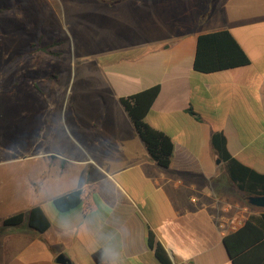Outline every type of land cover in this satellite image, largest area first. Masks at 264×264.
Returning <instances> with one entry per match:
<instances>
[{
    "label": "crops",
    "instance_id": "0c3cea01",
    "mask_svg": "<svg viewBox=\"0 0 264 264\" xmlns=\"http://www.w3.org/2000/svg\"><path fill=\"white\" fill-rule=\"evenodd\" d=\"M98 1L126 5L146 19L133 27L137 38L129 46L94 56L92 67L106 84L93 89L101 100L88 110L91 116L67 117L66 102L53 125L62 139L49 136L51 148L29 155L46 164L55 184H66L50 200L95 183L92 207L30 205L23 211L39 205L49 226L39 232L26 219L0 224V264H161L147 245L149 230L172 264H232L224 236L264 206L252 204L231 180L211 135L220 131L231 157L264 174V0ZM224 29L249 63L194 70L198 35ZM67 38L65 32L55 37L60 44ZM156 84L145 120L173 142L167 167L150 157L119 102Z\"/></svg>",
    "mask_w": 264,
    "mask_h": 264
},
{
    "label": "rangeland",
    "instance_id": "374dc122",
    "mask_svg": "<svg viewBox=\"0 0 264 264\" xmlns=\"http://www.w3.org/2000/svg\"><path fill=\"white\" fill-rule=\"evenodd\" d=\"M144 19L98 0H0V217L35 203L50 210L66 184H55L46 164L29 155L51 148L49 136L62 139L53 125L67 103V117L91 116L101 100L93 89L106 84L92 67L94 56L129 46ZM63 32L68 42L51 47L62 55L28 52L31 43L59 40Z\"/></svg>",
    "mask_w": 264,
    "mask_h": 264
},
{
    "label": "trees",
    "instance_id": "16d2710c",
    "mask_svg": "<svg viewBox=\"0 0 264 264\" xmlns=\"http://www.w3.org/2000/svg\"><path fill=\"white\" fill-rule=\"evenodd\" d=\"M54 40L49 43H31L28 52L43 51L60 55V50L51 47L60 44ZM147 49L130 53L136 57ZM247 53L227 30L200 34L197 37L193 69L199 72L235 68L248 64ZM158 84L136 93L119 97V102L132 121L137 133L143 140L150 157L162 167H167L173 155V142L169 135L155 129L145 120L153 101L159 93ZM211 143L218 156L226 162L231 180L247 195H264V174H260L231 157L226 149L225 137L220 131L211 135ZM96 184L92 183L53 198L52 203L58 211H67L79 205L86 211L92 207V197ZM35 231H43L49 226V219L39 205L28 211H18L2 220L3 226H17L24 220ZM225 248L232 264H264V212L249 216L235 231L223 238ZM147 245L153 249L161 264H172L162 244L155 239L152 231L147 233Z\"/></svg>",
    "mask_w": 264,
    "mask_h": 264
},
{
    "label": "water",
    "instance_id": "95a60500",
    "mask_svg": "<svg viewBox=\"0 0 264 264\" xmlns=\"http://www.w3.org/2000/svg\"><path fill=\"white\" fill-rule=\"evenodd\" d=\"M248 198L252 204L264 206V195H257V196L250 195ZM57 261L64 263L66 259L63 255H59L57 257Z\"/></svg>",
    "mask_w": 264,
    "mask_h": 264
}]
</instances>
